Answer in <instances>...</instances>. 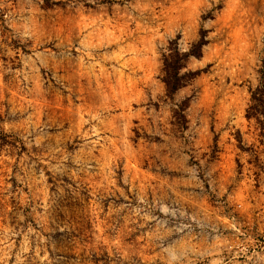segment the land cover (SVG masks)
<instances>
[{"label": "rangeland", "instance_id": "374dc122", "mask_svg": "<svg viewBox=\"0 0 264 264\" xmlns=\"http://www.w3.org/2000/svg\"><path fill=\"white\" fill-rule=\"evenodd\" d=\"M0 264H264V0H0Z\"/></svg>", "mask_w": 264, "mask_h": 264}]
</instances>
